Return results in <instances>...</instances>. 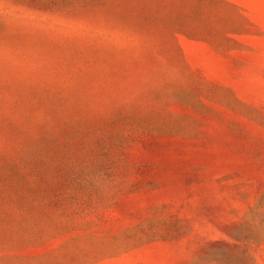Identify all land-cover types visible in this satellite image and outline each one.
Wrapping results in <instances>:
<instances>
[{"label":"rangeland","instance_id":"374dc122","mask_svg":"<svg viewBox=\"0 0 264 264\" xmlns=\"http://www.w3.org/2000/svg\"><path fill=\"white\" fill-rule=\"evenodd\" d=\"M0 264H264V0H0Z\"/></svg>","mask_w":264,"mask_h":264}]
</instances>
